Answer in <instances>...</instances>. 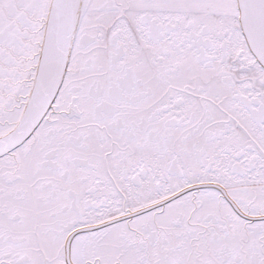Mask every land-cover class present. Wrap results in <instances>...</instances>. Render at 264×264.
Segmentation results:
<instances>
[{
  "label": "snow or ice",
  "instance_id": "obj_1",
  "mask_svg": "<svg viewBox=\"0 0 264 264\" xmlns=\"http://www.w3.org/2000/svg\"><path fill=\"white\" fill-rule=\"evenodd\" d=\"M0 264H264V0H0Z\"/></svg>",
  "mask_w": 264,
  "mask_h": 264
}]
</instances>
